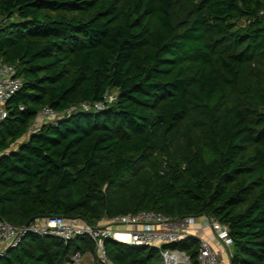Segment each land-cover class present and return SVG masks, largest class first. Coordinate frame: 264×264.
Here are the masks:
<instances>
[{
  "label": "trees",
  "instance_id": "1",
  "mask_svg": "<svg viewBox=\"0 0 264 264\" xmlns=\"http://www.w3.org/2000/svg\"><path fill=\"white\" fill-rule=\"evenodd\" d=\"M0 62L22 80L0 118V219L207 214L227 226L228 264H264V0H0ZM106 92L28 129L46 104ZM198 243L164 247L196 262ZM104 246L116 264H163L154 246ZM75 250L94 243L27 231L0 264Z\"/></svg>",
  "mask_w": 264,
  "mask_h": 264
},
{
  "label": "built area",
  "instance_id": "2",
  "mask_svg": "<svg viewBox=\"0 0 264 264\" xmlns=\"http://www.w3.org/2000/svg\"><path fill=\"white\" fill-rule=\"evenodd\" d=\"M263 12V10H261ZM22 80L15 75L12 63L0 62V118L5 115L4 103L6 99L21 85ZM113 95L106 92L104 98L95 101H81L64 110H56L50 105H44L31 121L29 131L36 130L42 122H54L64 113L73 109H100L112 100ZM198 217L202 218V225L211 230L217 247L212 246L211 241L204 236L192 232ZM31 231L39 235H56L64 241L75 235L85 234L94 243V250H75L68 255L63 264H116L111 261L105 250L106 237L132 243L146 244L159 249L163 264H228L221 258V252L229 254L231 238L227 232V226L214 217L201 214H186L174 216L161 211L146 208L118 213L111 217H103L99 224L91 225L87 221L77 217H65L62 215H46L37 217L25 224H14L6 219H0V248L3 253L9 246L18 243L25 232ZM189 235H195L199 239L196 262L191 261L189 254L177 247H164L165 244L176 242Z\"/></svg>",
  "mask_w": 264,
  "mask_h": 264
},
{
  "label": "crops",
  "instance_id": "3",
  "mask_svg": "<svg viewBox=\"0 0 264 264\" xmlns=\"http://www.w3.org/2000/svg\"><path fill=\"white\" fill-rule=\"evenodd\" d=\"M192 232L195 233L196 235H201L206 237L211 241L212 246L217 247V243L214 239V237L211 234V230L203 227L202 221L198 218L197 221L195 222L194 229H192ZM0 248H4V246L0 243Z\"/></svg>",
  "mask_w": 264,
  "mask_h": 264
},
{
  "label": "rangeland",
  "instance_id": "4",
  "mask_svg": "<svg viewBox=\"0 0 264 264\" xmlns=\"http://www.w3.org/2000/svg\"><path fill=\"white\" fill-rule=\"evenodd\" d=\"M111 93V92H110ZM111 95H113V93H111ZM200 220H202L201 217H198ZM221 258L222 260H224L225 262L228 263V254L226 252H221Z\"/></svg>",
  "mask_w": 264,
  "mask_h": 264
}]
</instances>
